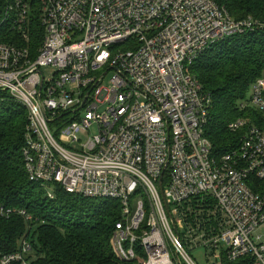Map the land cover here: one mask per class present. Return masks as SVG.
Masks as SVG:
<instances>
[{
	"label": "built area",
	"instance_id": "built-area-1",
	"mask_svg": "<svg viewBox=\"0 0 264 264\" xmlns=\"http://www.w3.org/2000/svg\"><path fill=\"white\" fill-rule=\"evenodd\" d=\"M33 13L44 30L35 55ZM258 26L216 0H11L0 20V91L26 109L30 180L50 198L59 185L119 202L110 244L120 261L199 264L191 250L203 246L221 250L219 264H264V243L252 237L264 193L249 182L264 179V127L232 121V132L245 129L239 145L214 154L211 97L186 70L214 42ZM250 90L240 108L264 120V71ZM32 251L23 238L0 264H31Z\"/></svg>",
	"mask_w": 264,
	"mask_h": 264
},
{
	"label": "trees",
	"instance_id": "trees-1",
	"mask_svg": "<svg viewBox=\"0 0 264 264\" xmlns=\"http://www.w3.org/2000/svg\"><path fill=\"white\" fill-rule=\"evenodd\" d=\"M10 1L0 0V20ZM216 1L236 21L251 17L259 25L214 42L186 67L187 73L199 80L203 93L211 97L205 135L213 144V153L221 155L237 148L245 133V129L232 132V121L251 117L264 127L253 107L240 108L264 71V0ZM31 17L35 55L44 30L37 14ZM26 125L25 107L0 91V256L16 252L20 241L27 238L33 247L31 264H140L120 261L113 253L110 237L121 216L119 202L85 198L59 185L54 186L55 197L50 198L41 184L30 180L22 153ZM249 182L255 192L264 193V179L251 177ZM201 203L202 197H198L193 207L199 211ZM207 203L215 209V200ZM20 210L33 220L28 221Z\"/></svg>",
	"mask_w": 264,
	"mask_h": 264
},
{
	"label": "rangeland",
	"instance_id": "rangeland-1",
	"mask_svg": "<svg viewBox=\"0 0 264 264\" xmlns=\"http://www.w3.org/2000/svg\"><path fill=\"white\" fill-rule=\"evenodd\" d=\"M40 44V43H39ZM52 68H48L46 72H51ZM108 79V78H107ZM252 92L251 90L248 92L247 97L249 98L251 96ZM93 133H96V129L92 130ZM261 235L262 239L258 240L257 236ZM252 237L254 240L263 242L264 243V224L260 225L255 229V231L252 233ZM214 252V254H213ZM191 253L197 260L199 264H219L220 261V255H221V250L220 249H208L203 246L197 247L193 250H191Z\"/></svg>",
	"mask_w": 264,
	"mask_h": 264
}]
</instances>
